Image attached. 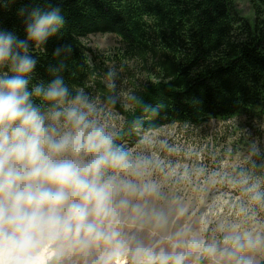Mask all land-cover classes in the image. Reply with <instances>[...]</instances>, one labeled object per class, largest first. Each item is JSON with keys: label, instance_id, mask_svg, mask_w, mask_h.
Wrapping results in <instances>:
<instances>
[{"label": "rangeland", "instance_id": "374dc122", "mask_svg": "<svg viewBox=\"0 0 264 264\" xmlns=\"http://www.w3.org/2000/svg\"><path fill=\"white\" fill-rule=\"evenodd\" d=\"M234 10L255 22L250 0ZM82 44L99 68L91 93L19 126L0 120V252L11 264L46 247L47 264H264V177L251 165L264 153L262 109L166 125L130 146L110 102L128 110L159 80L152 55L113 34Z\"/></svg>", "mask_w": 264, "mask_h": 264}, {"label": "trees", "instance_id": "16d2710c", "mask_svg": "<svg viewBox=\"0 0 264 264\" xmlns=\"http://www.w3.org/2000/svg\"><path fill=\"white\" fill-rule=\"evenodd\" d=\"M250 1L254 23L235 0H0V120L19 126L91 93L99 68L82 40L94 34L152 55L159 75L128 110L110 102L124 118L119 142L133 146L166 125L264 114V0ZM251 165L264 177V153Z\"/></svg>", "mask_w": 264, "mask_h": 264}, {"label": "bare ground", "instance_id": "6f19581e", "mask_svg": "<svg viewBox=\"0 0 264 264\" xmlns=\"http://www.w3.org/2000/svg\"><path fill=\"white\" fill-rule=\"evenodd\" d=\"M53 251L46 247L43 251L38 253L36 257H33L31 260H27L24 264H47L48 260L52 257ZM15 259V256L11 251H1L0 252V264H11Z\"/></svg>", "mask_w": 264, "mask_h": 264}]
</instances>
